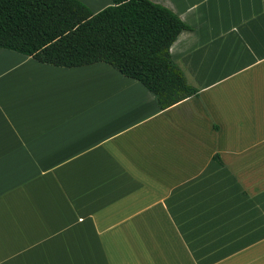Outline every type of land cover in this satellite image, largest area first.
Here are the masks:
<instances>
[{
	"label": "crops",
	"instance_id": "0c3cea01",
	"mask_svg": "<svg viewBox=\"0 0 264 264\" xmlns=\"http://www.w3.org/2000/svg\"><path fill=\"white\" fill-rule=\"evenodd\" d=\"M150 1L199 89L163 111L106 63L0 48V264H264V0Z\"/></svg>",
	"mask_w": 264,
	"mask_h": 264
},
{
	"label": "trees",
	"instance_id": "16d2710c",
	"mask_svg": "<svg viewBox=\"0 0 264 264\" xmlns=\"http://www.w3.org/2000/svg\"><path fill=\"white\" fill-rule=\"evenodd\" d=\"M111 1L93 13L78 0H0V48L56 67L106 63L152 92L161 111L197 97L170 55L189 27L150 0Z\"/></svg>",
	"mask_w": 264,
	"mask_h": 264
},
{
	"label": "rangeland",
	"instance_id": "374dc122",
	"mask_svg": "<svg viewBox=\"0 0 264 264\" xmlns=\"http://www.w3.org/2000/svg\"><path fill=\"white\" fill-rule=\"evenodd\" d=\"M82 2V1H81ZM84 5H86L91 11H96V9L98 8V6L97 7H93V6H89L88 4H86V3H84V2H82Z\"/></svg>",
	"mask_w": 264,
	"mask_h": 264
}]
</instances>
